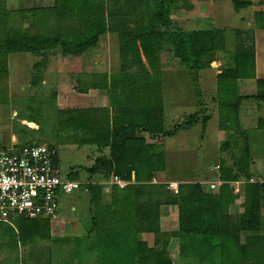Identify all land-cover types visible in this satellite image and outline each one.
Here are the masks:
<instances>
[{
	"label": "trees",
	"instance_id": "16d2710c",
	"mask_svg": "<svg viewBox=\"0 0 264 264\" xmlns=\"http://www.w3.org/2000/svg\"><path fill=\"white\" fill-rule=\"evenodd\" d=\"M182 1L110 0V4L105 5L104 0H56L54 5L46 10L6 11L4 1L0 0V103L6 100V87L3 82L8 75L6 63L8 55L29 53L41 56L43 61L46 56L59 49L62 55L79 56L95 47L98 39L105 32L117 34L122 71L136 66L133 73L125 74L130 79L148 76L142 66L141 71H136L137 65L140 66V52L153 76L160 75L158 67L160 54L168 53L170 58L176 60L186 71V75L195 80L199 72L211 70L210 64L215 61L216 51L226 49L224 30L187 31L177 27L164 28L165 25L162 23L169 9L173 6L178 8V4ZM212 1H229L235 11L251 6L247 0ZM55 11L59 16H65L66 13L70 16V23L63 24V30L60 32L56 31L50 21ZM24 16H27L31 22L27 27H18L8 22L12 17L21 21ZM42 18L47 22L39 30L36 27L39 26ZM253 28L256 31H264V12L254 13ZM245 39L248 41L246 32L234 30L233 66L220 70L215 76V95L211 99L216 105L219 129L233 131L244 141L237 157L231 155L230 160H219L216 164L218 168L215 178L221 182L216 192H204L199 182H189L177 184V192L172 195L165 184H147L156 174L165 170L166 160L161 146L155 148L153 144H146L143 139L135 136L139 126H147L148 134L153 133L160 140L169 137L179 129L198 122L197 118L201 116L203 107L188 116L183 123L184 128L178 125L169 131L162 129L161 107L157 105H161L159 97L146 102L143 107L122 106L118 102L114 104L117 106L110 119L108 111L104 108L56 111L59 125L67 133L77 136L79 145H93L98 150L107 147L109 150V158H96L94 164L86 169L88 177L104 172L125 182H130L132 179V183L121 188L125 195L121 196L123 201L120 203L136 210L135 213L130 214V218L136 220L137 232L155 235L158 208L162 205L176 206L177 229L173 235L176 237L200 235L211 239L212 247L218 249L221 254L219 264H264V237L259 235L260 227L264 222L261 215L264 193L260 185L244 184L240 203L241 213L236 223L232 224V219L227 213L229 204L237 197L232 194L229 184L235 181L246 182L249 177L260 175L261 172V167H250L252 158L247 147L245 132L239 127L238 109L241 108L242 103L264 102V78H255L253 42L250 40L246 44ZM33 67L38 71L41 64H35ZM82 78L78 77L77 84L80 93L86 91L82 85L86 87L88 83L86 78L84 80ZM40 81L39 77L32 76L30 83L36 85ZM245 81L254 83V90L250 94H243L241 91L240 85ZM1 94H4V99H1ZM196 96L201 95L198 93ZM122 98L120 96L118 100ZM200 100L196 101V106L204 105ZM133 115L139 118L136 119ZM152 116L155 118L153 121ZM219 116L226 119L222 117L220 121ZM200 118L204 127L209 116L202 115ZM26 122L33 123L31 120ZM257 123L258 130H263L264 134V120ZM228 146V142H225L220 150L225 151ZM54 167L57 168L55 157ZM83 188L93 202L99 198L103 186L89 183ZM110 188L112 191L120 189L116 185ZM19 219L23 222L37 220ZM47 223L48 221L43 219L42 227L27 228L28 235L40 238L39 234L44 231ZM23 227L21 224L22 231ZM132 230L135 233V230ZM0 231L11 232L4 229L1 224ZM31 232L34 235H31ZM87 232L94 233L97 250L100 253L105 247L106 238L121 236L124 243L117 241L114 248L126 250V253L133 250L139 252L141 257L137 256V264H170L165 252L148 249L144 242L130 240V235L134 233H128V230L115 231L104 228L99 230L95 218L92 217L91 230ZM241 233H247L248 236L244 245L238 246V237ZM23 238L24 235L20 233L19 240L22 244ZM234 251L244 252L248 259L244 260L240 254L235 257L232 254Z\"/></svg>",
	"mask_w": 264,
	"mask_h": 264
},
{
	"label": "rangeland",
	"instance_id": "374dc122",
	"mask_svg": "<svg viewBox=\"0 0 264 264\" xmlns=\"http://www.w3.org/2000/svg\"><path fill=\"white\" fill-rule=\"evenodd\" d=\"M3 1L6 11L17 6L16 2L13 4V0H11V3L9 0L6 3L5 0ZM247 1L251 3L250 7L235 11L229 1L190 0L182 2V4L183 9L187 10V7H190L191 10L183 11L180 2L178 8L171 7L164 17L162 23L165 25L164 28L170 26L171 29L173 27L180 29L198 27L206 30L223 29L226 44V50L217 53V58H215L217 63L210 64L213 70L199 72L197 78H201V81L197 78L192 80L184 70L182 71L185 75L180 70L171 73L174 71L172 70L169 73L158 76L152 75L148 78L150 82L147 89V91L150 90L148 98L159 97L161 101V105H157L161 107L164 114L161 117L164 120L163 131L172 130L178 125L184 128L183 123L188 116L198 112L202 107L204 110L201 112V116H209L204 127L200 122L201 116H199L197 118L198 122L184 129H179L169 138H163L157 145L162 147L164 154L166 153V172L180 183L195 181L199 182L202 189H204L205 185L203 183L216 177L217 173L213 170V167L218 164L219 160H230L231 155L237 157L239 150L243 147L244 141L241 136L230 130L219 129L216 105L211 98L215 95V76L217 73L222 69L232 68L233 66L234 52L231 48L234 36L232 35V29L246 32L248 38V41L245 39L246 44L252 40L253 43H257L259 50H264V33L252 30L254 13L264 12V0ZM27 7L38 8L39 5L24 6V8ZM176 12L178 13L175 14ZM185 12L187 15L185 19L190 21L189 24L187 22L182 23L181 14ZM178 17L180 19H177ZM41 20L39 26L36 27L39 30L47 22L45 18ZM8 22L22 28L31 23L25 17L21 21L12 17ZM253 32L256 33L253 35ZM101 37L98 39L96 47L90 52H96L100 57L98 59H101V61L106 59L107 62L109 61L108 65L109 63L111 65L113 62H117L116 43L114 41V43L108 45V41L104 42L105 39ZM101 48L104 53L105 48H108L110 55L102 58L99 52ZM161 56L163 60L170 57L168 53ZM30 57L28 54H12L6 62L8 75L3 82L6 87V100L0 103V146L4 148L9 145L19 147L30 143L46 145L55 152L57 171L61 177H68L81 183L89 181L97 184L91 179L89 180L86 169L94 164L96 157L102 155L100 154L102 151L93 147V145H79V138L74 134L67 133L59 125L56 117L57 108H65L66 105H70V102H65L66 99L61 97L60 90L56 95L52 93L54 89L57 90L58 88H64L67 90L66 93L70 92L74 85V81H71L73 78L71 79L70 76L77 73L73 68L79 63H85L78 68L82 71L85 69L87 62L83 59H75L76 61L72 60V62L68 61L69 58H66L59 61V64L57 63L55 67L52 63H49L51 61L49 59L47 67L39 72L32 68L35 60H31ZM258 66L257 78H264V64H258ZM110 70L113 71V66ZM38 72L42 76L41 81L36 85H31L32 77L30 75L37 76ZM56 72L62 74L59 76L60 80L56 76ZM182 77L189 78V80L196 81V83L190 85ZM42 80L43 83H41ZM58 81L59 86L57 85ZM61 85L62 87H60ZM240 87L243 94H250L254 90V83L253 81H245L241 83ZM197 92L200 93V97L196 96ZM1 95V99H4V94ZM199 99L204 104L201 107L196 106V101ZM222 117L219 116L220 121ZM238 118L239 127L245 132L247 147L252 158L250 167H262L264 162V134L263 130H258L256 125L258 121L264 120V102L244 101L241 108L238 109ZM223 119H226V117H223ZM28 120L33 123L29 125L26 123ZM152 120H155V118ZM225 142H228L229 146L225 151H221L220 148ZM102 150L105 151V149ZM82 192H84L83 188L69 195H59L58 209L65 213V218L76 216L80 221L85 219L79 210L83 203L81 199L77 200V193L81 197L85 195ZM210 192H216V189ZM235 195L237 196V194ZM70 207H73L75 211H71ZM86 226L87 223L80 222L81 228H86ZM62 245V251L71 246L70 244L68 246L66 244Z\"/></svg>",
	"mask_w": 264,
	"mask_h": 264
},
{
	"label": "crops",
	"instance_id": "0c3cea01",
	"mask_svg": "<svg viewBox=\"0 0 264 264\" xmlns=\"http://www.w3.org/2000/svg\"><path fill=\"white\" fill-rule=\"evenodd\" d=\"M6 1L7 0H5V3ZM9 1L11 3V0ZM187 1L190 0H183L182 2H187ZM55 2L56 0H13V4L15 3L17 6L13 7L12 9L10 8L9 11L29 10V9L46 10L47 8L52 7ZM182 2L180 3V5H182L183 11L187 12L191 10L190 7H187V10L183 9ZM30 4L39 5V7L28 8L29 7L28 6L27 8H24V6ZM104 4L105 5L110 4V0H104ZM186 12L181 14L182 15L181 20L182 23L187 22L189 24L190 21H187L185 19V17H187ZM177 13L178 12H176L175 14ZM104 15H106V12H104ZM24 17L27 19V16ZM177 19L180 18L178 17ZM50 21L53 24L56 31L60 32L61 30H63V24L65 25V23H70V16L68 13H66L65 16H59L55 11L53 12V16H51ZM168 28L171 29L170 26ZM182 30L193 31V30H206V29H200V27H198L194 29L183 28ZM232 30H233L232 35L234 36L235 29ZM252 30L256 31L254 28ZM257 32L264 33V31H257ZM255 33L256 32H253V35ZM101 38L105 39L104 42L108 41V45L114 43L115 41L116 49H117L116 53H118L117 62L115 63L113 62V64L111 65L109 63L108 65L109 61L107 62L106 59L105 61L104 60L101 61V59H98L99 55H97L96 52L93 53L90 52L96 46L93 47L92 49L87 50L86 52H84L79 56L62 55L59 49H56L54 52H52V54L46 56V58L43 61L41 56H34L29 53H18V54L30 55L31 56L30 59L35 60L33 62L34 64L32 65L33 69H34L33 66L35 64L40 63L41 67H39L38 69L39 72L47 67L49 59H51L49 63H52L55 67L57 66L56 65L57 63L59 64V61L66 58L70 59L68 61H72V60L76 61L77 59L78 60L83 59V61H86L87 65L84 70L80 71V69L78 68L79 66L81 67L82 64L85 63H81V64L79 63L73 68L74 71L77 73L72 75L70 74L71 76L69 75L71 79L73 78V80L71 81H74V85L72 86L73 88H71L70 90L71 93L70 92L66 93L67 90H65L64 88H58L57 90L54 89V91H52V93L56 95L60 90L61 97H64V99H66L65 102L66 101L67 103L70 102V105H66L65 108H57V110L59 111L66 109L87 110V109L104 108L108 111V116L110 119L113 115L115 106H117L114 104H117L118 102L122 106L128 105L131 107L133 105L134 107H140V106L143 107L145 106L146 102L151 100L150 98H148L150 90L147 91V89H148V85L150 84L148 78L152 76V71L149 69L147 62L143 58L142 54L139 52L140 66L137 65L138 70L136 71L137 72L141 71V66H142L144 69V73L147 72L148 76L147 77L142 76L135 80L130 79L129 76H125V74L133 73L135 71L134 68H136V66L133 67L131 65L132 69L128 68L127 70L122 71V67H121L122 63L120 60V55L118 50L119 43H118L117 34L105 32V34L102 35ZM253 46H254V69H255L254 73H255V78H257L258 68H259L258 64L260 65L264 64V50L262 49L259 50L257 47V43L255 42L253 43ZM231 49L234 51V43ZM225 50L216 51L215 58H217V53L224 52ZM102 51L103 49L101 48V51L99 52L101 53L100 56H102V58L104 56L108 57L107 55H110L108 48H105V53L104 51L102 53ZM10 55L7 56V61ZM158 63H159L158 67L160 69V74L169 73L172 70L174 71H172L171 73H176L175 72L176 70H180V71L183 70L182 67L178 65L176 60L170 57H167L165 60H163L161 54L158 58ZM212 63L216 64L217 59H215V61ZM112 66H113V71L110 70ZM171 66L173 67L171 68ZM167 67H169V69L166 70ZM212 70L213 68H211V70H206V71H212ZM39 72L37 77H39L41 80L42 76L39 74ZM28 75L29 74L27 73V76ZM33 75L30 76L32 77ZM61 75L62 74L60 72H56V76L58 78ZM79 76L83 77L82 78L83 80L84 78H86L87 79L86 81L88 82L86 83V87L82 85V87L86 89L84 93H80L78 91L77 84H78ZM182 78L190 85L192 84V81L189 80V78L186 77H182ZM199 79L198 80L201 81V78ZM41 83H43V80ZM57 85L59 86V81L57 82ZM62 85L60 87H62ZM120 96H122L123 98L120 99L119 101L118 98ZM150 113H152V111ZM163 116L164 114L161 109V117ZM135 117L136 119L139 118V116L138 117L135 116ZM156 117L158 116L156 115ZM26 123L30 125V122H26ZM162 124L164 125V120L162 121ZM151 128L152 127L150 126V129ZM135 136L143 139L146 144H153L155 148L158 147L157 145L159 144V141L163 139L162 138L160 140L159 137H156L153 133L148 134L147 126L146 127L139 126L136 129ZM103 149H105V151L101 149L102 152L100 154L102 155H99L96 158L99 157L109 158L108 148L105 147ZM164 157L166 158V153L164 154ZM111 177L112 174L106 175L104 172H99L97 174L88 177L89 180L91 179V181L96 182L98 185L103 186V189L100 192V196L96 201L92 202L90 200V195L86 191L82 192L85 194L82 195V197L79 195V193H77V200L81 199L83 203L82 207L79 208V210L85 217V219L82 221H80L76 216L75 217L67 216L65 218L64 217L65 213L59 211L58 209L57 218L53 221L47 220L48 223L46 225V228H44V231L41 234H39L40 238L34 236L31 237L30 235H28L27 228L42 227L43 219H37L33 222L31 221L23 222L19 218H14L6 223L5 222L0 223L4 229L11 230V232L0 231V264H137V260H138L137 256L141 257V254L139 252L133 250L132 252L126 253V250L124 251L121 248L120 250L119 249L116 250V248H114V244L117 243V241L124 243V241L121 239V236H119L118 238H110V237L109 239L106 238V244L105 247L102 249V252L100 253L97 250L94 233L87 232L88 230H91L92 217L95 218L99 230L101 228L113 229L115 231L128 230V233H134V231L132 230L134 229L135 233L130 235V240L133 239V242H139V243L144 242L148 249L155 250L158 252L160 251L165 252L168 260L170 261V264H219L218 262L221 259L220 256L221 254L218 252V249L212 247L211 239L200 235H190L189 237H183V236L176 237L173 235V233L177 229L176 206L162 205L158 208V218L156 221L157 224H155V228H156L155 231L157 233L155 235L153 233L137 232L135 229L138 227V225L135 222L136 220L130 218L131 216L130 214L135 213L136 210L133 207L120 203L123 201L121 200V196L125 195V193L123 194L121 188L115 191L111 190L110 187L112 185H115L114 183L111 182ZM153 179L155 180V182H152L150 180L147 184H164L167 182H174L177 184L180 183L176 178L174 179L168 175V173L166 172V168L163 172L156 174L155 177H153ZM215 179L216 178L212 180L209 179L208 182L216 181ZM123 182L125 183L124 186H126L128 183H132V179L130 182H125V181ZM189 182L192 181H187L186 183ZM234 183H237V185H235ZM241 184L242 181H235L229 184L232 189V194L233 195L237 194L236 199L231 204H229L227 210L228 215L232 219L231 220L232 224L238 221V216L241 213L240 203L244 192L243 191L244 185ZM204 189H203L204 192H210L208 191L206 186ZM70 210L73 212L75 211L73 207H70ZM261 211H262L261 215H263V219H264V206L261 209ZM80 222L87 223L86 228H81ZM21 224L22 226H24L22 228L23 231L20 229ZM20 233H22L25 237L23 238V244L19 240ZM31 235L34 234L31 232ZM259 235L264 237V222L260 227ZM247 236H248L247 233H241L238 237L237 245L238 246L244 245ZM9 240H11L12 242L11 241L9 242ZM62 244H66L67 246L68 244H70L71 246H68L64 251H62L63 250ZM243 253L244 252L238 253L237 251L232 252V254H234L235 257L238 254H240L244 260H247L248 257L246 256V254L244 255Z\"/></svg>",
	"mask_w": 264,
	"mask_h": 264
},
{
	"label": "built area",
	"instance_id": "2783aa9c",
	"mask_svg": "<svg viewBox=\"0 0 264 264\" xmlns=\"http://www.w3.org/2000/svg\"><path fill=\"white\" fill-rule=\"evenodd\" d=\"M54 157V150L46 145L0 146V223L14 218L55 220L59 195L75 193L90 183L61 177L54 167ZM217 168L215 165L213 170L216 172ZM151 181L155 182L153 178ZM111 182L118 188L125 185L114 175ZM245 183L260 185L264 193V162L260 175L249 177L241 185ZM164 184L170 193L176 194L177 183ZM220 184L218 180L203 183L210 191Z\"/></svg>",
	"mask_w": 264,
	"mask_h": 264
}]
</instances>
